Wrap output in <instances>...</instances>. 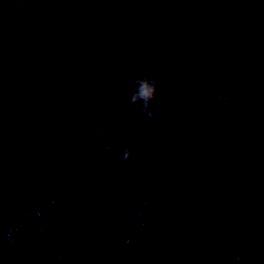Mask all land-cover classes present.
<instances>
[{
  "label": "water",
  "instance_id": "water-1",
  "mask_svg": "<svg viewBox=\"0 0 264 264\" xmlns=\"http://www.w3.org/2000/svg\"><path fill=\"white\" fill-rule=\"evenodd\" d=\"M0 264H264V0H0Z\"/></svg>",
  "mask_w": 264,
  "mask_h": 264
},
{
  "label": "clouds",
  "instance_id": "clouds-1",
  "mask_svg": "<svg viewBox=\"0 0 264 264\" xmlns=\"http://www.w3.org/2000/svg\"><path fill=\"white\" fill-rule=\"evenodd\" d=\"M154 93H155L154 87L143 88L140 92L133 95V101L136 102L141 98L145 99V101H150ZM127 155L128 152L127 150H125L124 156L127 157Z\"/></svg>",
  "mask_w": 264,
  "mask_h": 264
}]
</instances>
